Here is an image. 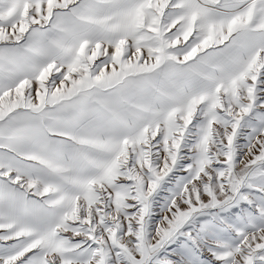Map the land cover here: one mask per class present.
I'll list each match as a JSON object with an SVG mask.
<instances>
[{
    "label": "snow or ice",
    "instance_id": "6c2138e0",
    "mask_svg": "<svg viewBox=\"0 0 264 264\" xmlns=\"http://www.w3.org/2000/svg\"><path fill=\"white\" fill-rule=\"evenodd\" d=\"M0 264H264V0H0Z\"/></svg>",
    "mask_w": 264,
    "mask_h": 264
}]
</instances>
